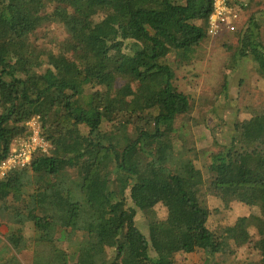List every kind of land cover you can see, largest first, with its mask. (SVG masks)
Instances as JSON below:
<instances>
[{
    "label": "trees",
    "instance_id": "16d2710c",
    "mask_svg": "<svg viewBox=\"0 0 264 264\" xmlns=\"http://www.w3.org/2000/svg\"><path fill=\"white\" fill-rule=\"evenodd\" d=\"M212 10L213 0H0V162L34 115L51 144L0 178V264H181L193 252L205 260L187 264H225L246 245L245 264H264V104L199 153L184 120L193 100L176 84ZM259 12L222 34L238 39L229 68L249 57L264 80ZM52 26L66 34L60 48L30 41ZM208 194L256 213L211 228Z\"/></svg>",
    "mask_w": 264,
    "mask_h": 264
},
{
    "label": "rangeland",
    "instance_id": "374dc122",
    "mask_svg": "<svg viewBox=\"0 0 264 264\" xmlns=\"http://www.w3.org/2000/svg\"><path fill=\"white\" fill-rule=\"evenodd\" d=\"M241 1L247 3L248 7L239 14L238 28L245 26L251 13L261 15L259 10L264 7V0ZM261 30L264 40V25ZM222 33L215 37L209 36L198 48L193 62L177 70V86L193 100L191 114L184 120L189 122L191 140L199 153L214 149L213 139L218 142L227 141L234 121L246 116L258 105L264 104V80L256 74L249 57L238 60L232 69L229 68L232 52L230 47L236 45L238 39L235 32L225 34L226 36ZM65 36L62 27L52 26L37 32L30 41L40 48L56 50L60 48ZM206 204V209L209 210L208 225L211 228H227L233 225L238 228L246 216L256 213L249 205L234 202L227 206L223 200L213 198L209 194L206 195ZM157 212L161 218L166 215V210L161 205L157 206ZM138 220L141 224L146 222L141 212L138 214ZM7 233V223L1 221L0 239L5 240ZM62 244L66 245L63 242ZM15 252L20 257L18 250ZM254 255L251 245L242 246L234 254L227 256L225 264H245L249 261L248 257L254 258ZM204 260V254L201 252L179 256L181 264L203 263Z\"/></svg>",
    "mask_w": 264,
    "mask_h": 264
},
{
    "label": "built area",
    "instance_id": "2783aa9c",
    "mask_svg": "<svg viewBox=\"0 0 264 264\" xmlns=\"http://www.w3.org/2000/svg\"><path fill=\"white\" fill-rule=\"evenodd\" d=\"M231 0H213V10L208 19L207 34L215 37L225 31H234L240 19L239 12L230 4ZM28 134L20 137L7 158L0 162V178L10 171L25 167L37 151H49L51 144L41 134L40 116L27 121Z\"/></svg>",
    "mask_w": 264,
    "mask_h": 264
}]
</instances>
